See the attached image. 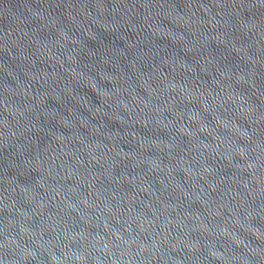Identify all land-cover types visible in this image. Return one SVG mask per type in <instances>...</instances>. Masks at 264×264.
Returning a JSON list of instances; mask_svg holds the SVG:
<instances>
[{
    "label": "water",
    "instance_id": "1",
    "mask_svg": "<svg viewBox=\"0 0 264 264\" xmlns=\"http://www.w3.org/2000/svg\"><path fill=\"white\" fill-rule=\"evenodd\" d=\"M0 264H264V0H0Z\"/></svg>",
    "mask_w": 264,
    "mask_h": 264
}]
</instances>
